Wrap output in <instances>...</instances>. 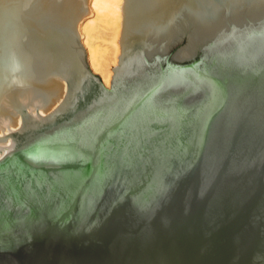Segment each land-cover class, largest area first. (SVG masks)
I'll list each match as a JSON object with an SVG mask.
<instances>
[{"label": "water", "instance_id": "1", "mask_svg": "<svg viewBox=\"0 0 264 264\" xmlns=\"http://www.w3.org/2000/svg\"><path fill=\"white\" fill-rule=\"evenodd\" d=\"M110 85L89 0H0V264H264V0H124Z\"/></svg>", "mask_w": 264, "mask_h": 264}, {"label": "bare ground", "instance_id": "2", "mask_svg": "<svg viewBox=\"0 0 264 264\" xmlns=\"http://www.w3.org/2000/svg\"><path fill=\"white\" fill-rule=\"evenodd\" d=\"M123 2L124 0H89L90 14L78 24V31L84 39L82 44L87 52L89 63L94 71L102 74L107 85L110 83L111 75L106 74L104 69L110 61V53L116 50L117 38L120 41ZM102 29L110 31L107 46L100 42V40L106 42ZM109 48L113 51H109ZM117 52L120 55V47L116 50Z\"/></svg>", "mask_w": 264, "mask_h": 264}, {"label": "rangeland", "instance_id": "3", "mask_svg": "<svg viewBox=\"0 0 264 264\" xmlns=\"http://www.w3.org/2000/svg\"><path fill=\"white\" fill-rule=\"evenodd\" d=\"M103 30V33L105 35V40L106 42H104L103 40L100 42L103 43L105 46H107L106 44H108L109 40H110V31L108 29H102ZM84 39L81 38V43H83ZM117 47H116V50L120 47V43H119V40L117 38ZM105 48V47H103ZM110 49V48H109ZM116 50H114V53H110V61L106 64V67H105V73H109V75H111V80H112V76H113V68L118 64V59H117V56L119 55V52L116 53ZM109 51H113V50H109ZM120 52H121V48H120ZM117 55V56H116ZM120 56V55H119ZM116 58V59H115ZM87 60H88V55H87ZM89 61V60H88ZM90 64V63H89ZM93 69V68H92ZM94 70V69H93ZM96 72V71H95ZM98 74H100L102 76L101 73L97 72ZM104 80V79H103ZM110 80V82H111ZM105 82V81H104ZM110 85V83L108 84Z\"/></svg>", "mask_w": 264, "mask_h": 264}]
</instances>
